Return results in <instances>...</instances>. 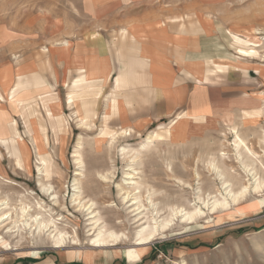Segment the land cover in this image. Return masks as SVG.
Listing matches in <instances>:
<instances>
[{"label": "rangeland", "instance_id": "rangeland-1", "mask_svg": "<svg viewBox=\"0 0 264 264\" xmlns=\"http://www.w3.org/2000/svg\"><path fill=\"white\" fill-rule=\"evenodd\" d=\"M89 1L0 0V61L8 59L13 63L19 62V54H5V50L13 46L19 48L20 40L37 38L42 33L41 29L50 33L53 24L59 29L70 27L69 31L74 35L82 33L90 22L86 8ZM136 4L126 5L122 0H109L107 7L111 13H108L115 18L114 8L125 5L131 6L127 14L139 17L171 15L180 19V24H183V20L196 21L197 16L212 19L220 30L221 50L207 72L212 74L211 82L214 83H222V75L225 77L228 72L233 73L236 109L225 118L218 119L208 134L183 145L169 142V128H153L147 134L135 136L126 129L129 134L121 135L125 129L114 133L106 120L103 122L105 130L102 137L93 134L91 138L84 139L78 135L76 144L72 146H33L31 151L29 146H23L26 150L23 157L30 159L31 154L28 165L21 161V152L24 153L20 146H0V200L9 202L8 210L12 211V217L18 219L21 207L32 206L31 214L46 218L52 214L60 230L72 237L76 235L80 240L78 244L68 242L64 248H55L46 237L34 238L29 232L26 235L13 232V229L9 233L8 229L12 227L10 219V223L7 221L2 227L3 223H0V261L33 264L39 256L49 255V250L58 251L60 255L77 254L86 259L105 252L111 255L127 252L130 256L138 252L133 245L141 221L135 220L137 210L132 211L136 206L131 205L133 200L124 202L118 186L125 185L126 169L133 157L138 170L136 180L141 184V202L149 207L147 196L150 195L159 208L161 218L167 217L172 208L182 207L192 211L200 206L206 210L205 216L197 218L194 223L177 220L164 236L159 235L148 246H158L163 240L181 239L180 234L186 231L204 232L214 228L219 217L234 205L213 212L197 197L201 195L203 200L209 202L214 200L215 195L221 198L219 194L224 190L219 172L233 184L236 191L254 182V171L264 178V0H141ZM58 27L54 30H59ZM206 79L210 80L208 77ZM7 99L8 96L5 98L0 93L1 104ZM77 108L76 114L82 118L78 103ZM72 119L69 120L72 122ZM81 124L74 125L80 127ZM1 137L0 143L6 144L8 139L3 135ZM238 137L252 150V157H247L245 144L236 148ZM244 164L249 165L251 172H246ZM38 167H42L43 174H39ZM103 175L108 179H104ZM75 178L78 179L86 205L94 203L92 209L108 224V228L126 234L128 239L104 248H95L89 243L91 226L88 225L87 211L72 202ZM39 181L51 187V194L57 195L55 200L43 191ZM124 189L131 188L125 186ZM256 196L250 195L248 198ZM150 210L148 208L144 213L149 216L152 213ZM30 250L39 253L33 254ZM124 257L134 262V259Z\"/></svg>", "mask_w": 264, "mask_h": 264}, {"label": "crops", "instance_id": "crops-1", "mask_svg": "<svg viewBox=\"0 0 264 264\" xmlns=\"http://www.w3.org/2000/svg\"><path fill=\"white\" fill-rule=\"evenodd\" d=\"M108 1L87 2L89 26L78 35L53 24L50 33L41 29L37 38L5 50L20 60L0 61V93L9 98L0 101V138L8 139L0 146H20L24 165L31 154L23 157V146L31 151L33 146H72L78 135L102 137L106 120L114 133L127 129L133 136L169 128V142L183 145L208 134L236 109L233 73L214 83L207 72L221 50L212 19L197 16L180 24L171 15L127 14L131 6L125 5L114 8V18ZM140 1L122 0L126 5ZM262 198L242 199L213 229L186 231L181 239L150 245L134 262L108 252L86 259L49 250L33 264H264ZM4 261L0 264H23Z\"/></svg>", "mask_w": 264, "mask_h": 264}, {"label": "bare ground", "instance_id": "bare-ground-1", "mask_svg": "<svg viewBox=\"0 0 264 264\" xmlns=\"http://www.w3.org/2000/svg\"><path fill=\"white\" fill-rule=\"evenodd\" d=\"M123 134H129V133L125 129L121 132V135ZM238 138H239V141L236 146L237 149H239L241 145L245 144L244 141L240 139V137ZM245 147L247 150V157H252L253 155L252 150L249 147H247V145ZM124 148L122 149L123 154L125 151ZM134 154L136 155L135 151H134ZM239 155H241V153H239ZM133 158L135 159V157ZM133 158L131 160L132 163L129 164V167L126 169L127 172L125 171L126 175L123 181V184L125 185L123 186L120 184L118 185L120 189V194L122 195L124 202H129L133 200L131 205H136V206L134 209H132V211L137 210V212L134 214V216H136L135 220L141 221L140 222L141 224L138 226L139 228L136 230V236L134 238L135 240H134V245H133L136 248H138L139 251L132 253L131 256L128 255L127 252L122 253V255L128 258H131V259H135L141 256L146 250V247L153 240H155L159 235L164 236L165 233L169 230V228L173 224H175L177 220H179L182 223H194L197 218L205 216L206 214V210H203V208L200 206L196 207L192 211H189L181 207V208H172L171 213L167 217L161 218L159 214L160 213L159 208L157 209V205L151 200L150 195L147 196V200H148L147 202L149 204V207H146V205L141 202V196H140L141 184L139 183V181L136 180L138 178L137 177L138 170L134 166L135 161ZM78 162L82 164V161L80 159H78ZM212 167H213V164H212ZM38 168H39L38 169L39 174H43L42 167H38ZM253 169L254 168H252V170ZM245 170L246 172L247 171L251 172V169H249L248 164L245 165ZM77 174H80V173H77ZM218 175H219V178L222 180V184H223L222 189L224 190V193L220 192L219 194L221 198H217V195H215V197L212 198L214 200L212 202H209V201H205V199L203 200L201 195H198L197 197L200 201H203L202 203H204L205 206L210 211L215 212L219 208L228 209L232 204L234 205L238 203L245 197L248 198L250 195H257L256 197H259V196L261 197L262 196L261 194L264 192V178H262L261 176H257L258 173L256 171L252 173L254 182L253 183L249 182L247 185L241 186L238 191L234 189L233 184L231 182L226 181L225 176L222 173L219 172ZM102 177L104 179H108V177L105 175H103ZM249 180L250 179H248V181ZM39 185L42 187L43 191L48 193L50 196L52 195L51 193L53 191L51 187H46L45 184H43L41 181H39ZM73 186H74V193L72 195V202H74V204L80 206L85 211H87V216H88L87 220H89L88 225L91 226L89 229L90 232L88 234L89 241H90L89 243L93 247L95 248H104L106 246L111 247V246L117 245L118 242H120L122 239H128V236L126 234L124 233L119 234L116 231L108 228L107 226L108 224H106L102 220V218L98 214H96V211L92 209V206L94 205V203L86 205L87 202L84 200L85 198H83L82 196L83 192H82L81 187L79 186L78 179L76 178L74 179ZM125 186H128V188H131V189L126 190L124 189ZM56 197H57L56 194L52 195L53 200H55ZM260 201L262 203L264 202L263 199H261ZM0 207H1L0 208V223H3V225L1 224V227L6 225L7 221L11 219L10 222H12V227L8 229L9 233L13 229V232L18 231L19 233H23L26 235L29 232L34 238H38V237L45 238L46 237L50 242H52L55 248H64L67 246L68 242L70 243L72 242V244L73 243L78 244L80 241L77 238L78 236L75 235L74 237H72L69 233L60 230L57 219H55L52 214H48L49 218L43 217L39 214L33 215L31 214L32 212L30 213V211L32 210L31 209L32 206L30 207L23 206L21 207V215L18 217V219L17 218L14 219L12 217V211L8 210L9 202L7 200H0ZM39 207L42 208V205H39ZM148 208L152 209V211L150 210L152 213L149 216L146 213H144V210H147ZM10 222L8 221V223ZM16 250H19V248L16 247ZM32 250H30V253L31 252L33 254L39 253V251H32Z\"/></svg>", "mask_w": 264, "mask_h": 264}]
</instances>
